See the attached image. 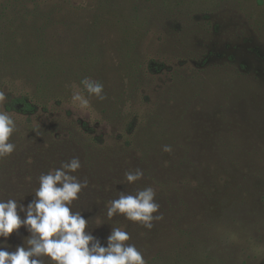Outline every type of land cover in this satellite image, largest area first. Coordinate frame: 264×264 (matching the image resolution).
Returning a JSON list of instances; mask_svg holds the SVG:
<instances>
[{"label": "rangeland", "instance_id": "obj_1", "mask_svg": "<svg viewBox=\"0 0 264 264\" xmlns=\"http://www.w3.org/2000/svg\"><path fill=\"white\" fill-rule=\"evenodd\" d=\"M47 1L0 0L2 107L16 122L0 179L19 183L0 199L27 207L41 174L79 157L84 213L87 198L152 186L164 217L148 230L122 215L97 227L95 214L86 231L102 246L122 227L146 264H264V0H130L122 12L119 0H68L80 9L60 18L47 15L62 0ZM107 20L112 38L97 34ZM15 98L53 100L52 119L18 113ZM40 124L56 128L48 146L34 138ZM98 145L106 155H93ZM136 168L143 178L126 182ZM29 236L21 227L0 244L12 252Z\"/></svg>", "mask_w": 264, "mask_h": 264}, {"label": "clouds", "instance_id": "obj_2", "mask_svg": "<svg viewBox=\"0 0 264 264\" xmlns=\"http://www.w3.org/2000/svg\"><path fill=\"white\" fill-rule=\"evenodd\" d=\"M81 85L89 96L103 101L104 85L91 77L81 80ZM7 96L0 90V160L10 157L16 150V144L10 137L16 131L13 114L3 110ZM73 102L87 107L89 101L79 92H73ZM165 153H171L169 145L163 147ZM79 157L63 162L59 168L50 169L39 177V187L34 189V199L25 207L16 199H0V239L5 242L14 232L23 227L30 236L25 239L26 246H17L15 251L5 250L6 244H0V264H146L144 254L128 243L130 234L122 227H113L107 237V246L92 235L89 220L82 213L73 211L74 201L89 186L87 179L80 180L73 175L81 169ZM139 168L126 171V182L134 184L143 178ZM156 189L148 186L135 194L120 192L118 197L106 205V216L111 220L116 215L124 216L128 221L138 223L151 230L154 222L162 221L160 205L156 202ZM19 213H24L23 218ZM155 214V215H154ZM96 226L103 221L95 218Z\"/></svg>", "mask_w": 264, "mask_h": 264}, {"label": "trees", "instance_id": "obj_3", "mask_svg": "<svg viewBox=\"0 0 264 264\" xmlns=\"http://www.w3.org/2000/svg\"><path fill=\"white\" fill-rule=\"evenodd\" d=\"M43 2H35L34 4H32V6L34 8H37L36 5H45V3H50L47 0H41ZM58 4H55L53 7V11L49 13V15H47L50 18H60L59 16H66L68 14L69 11H75V10H79L80 8H71V3L68 0H62L61 2H56ZM51 4V5H50ZM49 5L52 7V3H50ZM117 6H119V11H129L130 10V0H119V4H117ZM39 7V6H38ZM39 9V8H38ZM37 9V10H38ZM34 12V11H33ZM52 16V17H51ZM98 26V32L97 34L100 36H108L109 38H112L114 35H116L117 33H120V31L118 29L115 28L113 21L107 20L103 23H100L97 25ZM102 36V37H103ZM101 38V37H100ZM102 46L104 48H106V45L104 44V42H102ZM105 53H107L105 51ZM144 73V72H143ZM105 77H107L109 79L110 77V73L107 70V73H105L104 75ZM53 100H47V101H41V100H28V99H24V98H15L11 101L10 107L13 109H16V111L19 113H23V114H28V115H45L47 116V119L51 118L52 119V114L54 113V110L50 109L51 103ZM10 109V108H9ZM135 119H138V117H136ZM57 124V123H56ZM132 126V125H131ZM134 126V125H133ZM132 126V127H133ZM28 130H34V129H27ZM54 130H56V128L54 129V125H49V124H40L38 129H36L35 134H34V138H36L38 140V136L39 135V141H43L44 146H48V143H53L52 141H55L56 139L53 138V134L52 133H56L53 132ZM26 133V132H25ZM63 140L64 142L66 141L65 139H60ZM60 143V141L58 142ZM98 148H100V151H95L93 155L95 156H99V155H106V153L104 152V149L101 145L96 146ZM1 169H8L7 165L4 166L2 163L0 164V170ZM4 172V170H3ZM1 173V171H0ZM9 175H12V172H8ZM13 179V178H12ZM14 184H19L18 182H13V181H9V182H4L0 179V189L1 191L6 192L7 194H11L12 191L14 190L15 186ZM21 185L23 186H27L21 183ZM114 194L113 191H110L109 193H107V195L112 196ZM106 195V194H105ZM106 195V196H107ZM113 197V196H112ZM111 197L110 201L113 200ZM115 199V198H114ZM160 197H157V200H159ZM87 201H89L90 205H89V209L87 212H83L81 210V207L79 205L78 200L73 202L72 205V210L73 211H79L82 213L83 217L86 220H89V226L94 225L95 221H93V217L92 216H98L103 223H114L115 221H117L118 217H120L119 215L114 216L111 220H109L106 216V205L108 202L105 203L104 199H98L96 197L93 198H87L85 199ZM162 200V199H160ZM162 208V207H161ZM95 210V211H94ZM92 214V215H91ZM91 215V216H90Z\"/></svg>", "mask_w": 264, "mask_h": 264}]
</instances>
